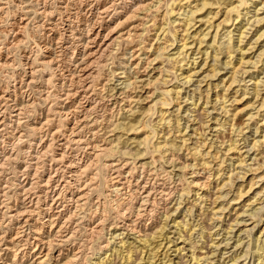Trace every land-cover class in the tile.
<instances>
[{"label": "bare ground", "instance_id": "1", "mask_svg": "<svg viewBox=\"0 0 264 264\" xmlns=\"http://www.w3.org/2000/svg\"><path fill=\"white\" fill-rule=\"evenodd\" d=\"M39 1L45 3L44 7L41 10V13L42 14L47 13L48 15L51 16V18H53L52 16H53V14H55L54 13L55 10L48 9V7H47V1L48 0H37L36 2L38 3ZM57 1H59V0H57ZM257 1L258 0H179V1L178 0H172L171 1L172 3L168 2V9L165 10V14L163 13L164 14V17H163L164 22H162L163 24L166 23V25H168V22L166 21L167 17H169V15L173 16L177 11L176 10L177 8L175 9V7H174L175 5H180L182 7V9L185 8L184 7L185 5L191 7L190 11L186 12L187 14L185 13L186 17L184 16V19H183L184 22L182 21L183 22L182 25L184 26V29L183 30L181 29L182 32H180V34L181 33L182 34L180 36L181 37L180 41H182L183 43H181L179 45L182 47L181 48L179 47L178 48L179 51L177 52L178 54L173 55V57H172L175 59V64L177 63V65H174L171 69H165V67L162 68L163 65H162V67H161V65L156 66L152 70L157 69L156 71H159L158 77L156 76V77H154V79H152L153 77L149 78V76H148L149 79H147L145 77L147 79V80H145L140 75L142 73V71H140V69H139L141 66L140 65L141 61H142L141 59H140L141 61L136 62V64L135 65L133 64V66H128V64H130V63H126V64L124 63V65L121 66V69H123V71L119 72V73H122L120 76L121 78L119 80H121V79L123 80L120 83L124 84V86L118 90V91H120V93H118V91H117L115 94L113 93L112 95L114 97H116L117 93L120 94L118 96L121 100H119V98L117 99V97H116L115 98L116 99L115 105H118V107H119V109L117 108L118 114L121 115L122 111H125V114L122 118H119V119L116 118L115 120H113V119L109 118L108 123L105 125H103V123L101 125H99L100 123L98 121V117L91 118V117H93V116H91L92 113L96 111L98 104H99L98 103L99 101H94V99H95L94 98V94H95L94 77L96 75L95 74L96 70L94 69L93 66H95L97 63H100V62L102 64V60H103L104 55H106V52H108L112 48H114L115 45L117 43H119L120 41H123V40L133 41L134 38L139 37V35H141V33L138 34L139 29H141L140 26H141V24H144V23H138V24L131 25L130 29H128L126 31H121L118 35H115V33L118 30L119 26L122 25L124 22L128 23L130 21H133L134 19L136 20L138 18L137 16H138L139 12H142V13L150 12L151 9L154 6H156L157 3L162 2L161 0H152V1L149 0L148 2L141 0L138 4L136 2V4H137L136 6L133 5L134 8L130 7L129 9H127L126 7H122L123 9H121V10H119V8L116 5H114L113 1H112L113 4L111 2H109V3H111L110 6H109V4L107 6L105 3L102 4V3L96 2L92 6L90 5L92 7L93 11L91 12V17L88 15L89 16L88 18L86 16L80 15V13L83 12L82 8H81L82 5L80 7L79 6L77 7V8H80V11H76L74 13H73V11L72 12L67 11L68 9H65L64 11H63V9H60L61 17H59V19H58L59 22L58 21L49 22L51 24V26L46 28V29H50V31L52 32L51 35H53V37L51 36L49 41L43 40V42H44L43 46L40 44H37V47L39 46V48H41V49H44V47H45L47 54H48L47 56H45L46 58L43 60H40L41 62H39L40 64H38V66L39 65L42 66L41 69L37 70L36 65H35L39 61L40 57L34 59V61L32 60L33 61L32 64L29 62L24 63V66H26V68H28V67L31 68V71H28L29 69L25 70L26 69L25 68L20 73L21 75H18V78H20V80H19L20 85L18 86L19 83L15 84V86H14L15 89H12V90H10V88L6 87L5 91H3V93L0 94V136L4 135V133L5 134L11 133V135L13 136L14 130H17L18 133L21 132V136L24 135L23 130H24V132H25V130H30V131L32 130L33 132L35 131V133L36 132L41 133L43 131L45 132L46 130L49 129V127H47V126L50 123V116H47L46 120H42L41 117L39 118V116H42V113H41V115H38V111H39L37 109V104H39V103H37L38 100H37V98H34V96L32 95L33 93H30V95L28 93L30 91L33 92V89L37 86L36 84L39 83V80L37 79V76H36L37 71H39V70H45L46 71L49 69H50V71H55L56 69H57L56 71H58V70L62 71L63 70L64 72L62 73L61 77H63V75L67 73L64 76L63 84L66 85V82H67L66 80L68 79V81H70L69 88L67 91H65V92L63 91V93L60 91V93H57L55 97H57L59 105L61 103H63L62 109H65L70 104H71V107L69 108V110L66 113L62 112L63 110L57 111V113H60L63 116L65 115L66 116L65 118H67V119H73L74 125H72L71 128H68L67 127L68 125L66 126L69 129L70 134H66L64 132V129L62 130L60 128L53 130L52 135L54 136L55 139H57L56 137L59 135H64V138H62L61 142L59 143L60 146L58 148L61 150V152H59V153L55 152L56 148L54 147V143H50V142H49V144H47L48 147L44 151H43V149H41V151L45 154H48L47 152H49V151H53L52 154H54V152H55L54 156L53 155L52 156L54 157L55 160H57V162L60 161L62 163L67 161L66 157H67V155H69V154L66 155L65 149L72 147V145H76V147L78 149L82 148L86 152L88 151V149L101 150L97 154L93 153L95 155V158L94 159L92 158L93 160H91V159L89 160L90 162H88V163H90V165H92V163H94L95 160L98 159V156H100V154L103 152L105 153V155L107 157L110 156L111 158L113 157L112 155L120 153L122 156H124V161L126 160L125 157L129 158V160L127 159L128 161H130V158L134 159V160L132 159L133 162H128L127 160H126V162H123V159L121 162V161H119V160H121V158L119 160H117L119 162H117L115 160H114V162L109 161V163L104 161L103 165H104V168L107 167L110 170L111 169L113 170L112 177H111V179H109V181H112L111 182L112 185H110V184L108 185V186H111L110 189L112 191H115L118 193V192H122V191H119L121 189L129 190L128 192H130L132 195H136L139 199V202H141L140 205L138 206V208H137V206L134 208L131 207L132 209H129V208L124 209L123 208L120 212V214H121L120 219H118L117 222L115 221L116 222L115 227L125 228L129 232L132 231L133 234L138 235L139 245L130 244V245L126 246L127 241L122 240L120 242H123L122 244L125 247H123V248H121V247L118 248V246L113 247L114 254L113 253L109 254V253L104 251L105 252L104 255L103 256L101 255L99 257L100 260L96 264H116L115 263L116 258L113 259V256H112V255H114V257H115L116 254H119V257H120L119 260H122V261H120L122 264H171L172 262H174V264H185V263L186 264H205V262H209V261H210L209 263H212V260L214 259L212 257V255H216L215 252L214 253L211 252L212 253L211 254L210 251L206 249L208 247V245L199 247V246H197V243L199 241H203L205 243L212 242V240H209V239L210 238L212 239V237H213L211 229L214 228L213 227L214 225H212L209 220L214 221V219H216L217 221H220V222L225 221L224 220V217H225L224 213H225L226 209H228V208H226V206L223 204L220 207H218V209H217L216 208L217 206L215 207V205L218 202L217 199H220L223 196L222 190L228 185H232V187H233L234 183H235L233 176H232L234 173L232 175L229 174V176L227 175V177L226 176L224 177V174L226 173V172L224 173V170H225L224 163H226L225 159H227L226 156H229L230 153L235 151V152L239 153L238 158L241 160L240 162L242 164H245L244 162H245L246 158L243 157L244 153L242 154V151H241L242 149L239 150V147H238L239 145L236 144L238 139H235L234 142L229 143V148L225 152H223L224 149L222 150L223 147L221 145V142L219 145L218 133H217V137L215 139L213 137L211 139H210V137H208L207 129H209V128L212 129V124H210V121L212 119L210 118L209 109H207V107H204V108L202 107L203 108L202 111H198L200 109L191 110L192 109L191 107H189L187 109L189 112L190 111L192 113L194 112V114L192 116L193 119L190 117V120L192 119V121H193V126H194V124L195 125L199 124V125L196 127L195 126L192 127L190 129V131H192L191 133L187 132L188 128L190 127V125L189 126L187 125V130L185 131L184 134H182V132H183V129L181 127V120L182 119L178 116V114H180V111L182 108V105H181V100H182L181 90L182 89L180 90L179 88L176 89L174 87L170 88V87L166 86V89H163V90L160 89L162 91L161 95H163V98L159 97V99H158V97H157V100H155L156 97L155 98L153 97L155 92L150 94L151 90L147 91L149 88L146 90V87H148L151 84L154 85V83L156 84L157 81L162 80L161 82H164L163 81L165 79L164 77H168V76L163 75L164 72H169V74H170V71H172L174 69H175V71H177L176 68L179 70H183L185 62L188 65L187 59H190V56L192 55V53H197V51H198V53L201 54L202 52H204V54H206V57H205L206 62L204 61V64H205V66L206 65L211 66L210 67L211 68L210 74H212V77L213 76L217 77V75L222 70L221 68L223 66H225V65H228V67L230 66L231 71H229V72L231 74L229 75L230 78L228 80V82L229 81L230 82L227 85L224 84V82L226 81L225 79H227V77L225 76L226 78L223 77L221 79V81L217 82L216 84H213L212 81L209 82L208 87L205 89L203 88L204 90L201 88V86H198L193 91V95L191 97L192 101H193V105L198 104L197 100H199L201 102L203 100L202 104L205 103L204 105H209L211 102H213L214 105L212 104V106L214 109L217 110L218 105L220 104L219 105V106H221L220 111L222 110L223 114L226 117H224L225 119L223 122H221V120H219V118H217L216 122H215L216 125L213 122V124H214L213 128L216 126L215 131H219V133H220L222 131L221 129L223 127L225 128L226 124H229L232 126L233 132H237L238 133V134L236 133L237 135L241 134V132H243V130H244L243 126L246 125L247 123L246 124L245 123L240 124V123L236 122V120H237L236 118L238 117L237 115H239V113L241 111H244L246 109H251L253 106L255 108V105L259 104V103H256L259 101V99H262V102L259 101L261 104V107H258L259 109H257L258 112L255 114V117H256V115H259L261 113L260 110H262L264 108V97L261 96V92H262L261 88L262 87L260 88L261 85H264V81H261L264 78L259 80V81L254 82L255 87H253L254 89H253L252 94H251V96L253 95L252 98L246 100V102H247L246 106H244L242 108H239V106H237L234 109L235 112H232V110H231L233 108L232 103L230 102L231 104L230 103L228 104L227 102H229L230 100H232L233 103H235L237 101L238 102L242 101L243 99H245V96H247L246 94L249 93L248 91H250V89L244 90V93L242 92V94H241V95H243L244 98L239 99L237 96L240 95L239 89H241V88H238L235 91V96L234 97L232 96L233 99H230V98H228V95H225V91H224V95L220 94L218 88L221 87L220 86L221 84L222 85L224 84V86H227L226 88L224 87L226 92H229L230 89L233 90L235 88L236 82L238 84V82H240V81L242 82V80L245 81V78H243V79L239 78V76L243 77V73H244V71H243L244 69L241 70L240 65H239L240 64L239 61L240 60L242 61V56L235 63L234 58H233V53L238 51V50H240V53H242V50H244L241 43L244 41V38L246 37L244 32H246L247 28L245 29V31L242 30L244 27V24L241 27H239V30L241 31V35L239 37L238 43H234L235 41L232 42L233 41V35H231V34L233 31H232V29L231 30L227 29L223 34L225 35L224 37H228V40L223 41L221 44H219L218 47H219V49H222V50H221V52H219V50L216 51V53H214V55H213L214 56L213 58L211 57L210 52L207 49L208 47L206 49L203 48V49H205V51H203L201 47L203 46V43H206L205 41H206L207 37L209 36L211 29L214 28L213 19L218 15V12H219V11H217V12L214 11L215 8H213V6L219 4L218 5L219 8H220V6L224 7L223 8L224 12L222 13V15H224V17L219 23H217V30H216V33H215L214 38H213L214 42H215V41H217L216 39H217V36L219 35L220 28L223 25L222 23H224L225 25H228L232 20H235V19H232L233 16L230 17L231 13L237 14V20H238V18L243 14L240 7L241 8L243 7L247 10V8L249 9V7L251 6V4H252L251 2L256 3ZM236 2H238V3L235 4ZM75 4H77V3H75ZM160 4H157V6ZM162 4H163V2H162ZM157 6H156V8H157L156 10H158V12H156V13H160L159 12L160 9H158L159 7H157ZM186 8H188V7H186ZM3 10L0 7V12L3 13ZM27 10H25V11L27 12ZM35 10H37V12L40 11L38 9H35ZM203 10H205V11L203 12ZM216 10H218V9H216ZM85 12H86V10H85ZM87 12H88V10H87ZM112 12H113V14H112ZM179 12H180V10H179ZM119 13H126V16H125L126 18L124 20L122 19L123 21H119V23L116 22V25L112 27V25H110L109 23L115 17H117V15H119ZM228 13H229V15H228ZM178 14L179 13H176V15H178ZM245 14L247 15V14H249V12L246 11ZM27 15L28 14H25L24 16H22V18H21V20H19V22L16 21V22H13L12 24L10 23V25L12 26L11 30L17 29L15 31L16 32L15 39L13 40V41H15V43H22V40L23 41L26 40L25 38H24L25 40L22 39L21 35H23L25 30H27V28L30 25L29 23L31 21H28L23 25L20 23L25 22L27 19L28 20L31 19L30 16H27ZM82 15H83V13H82ZM157 16L158 15H155L153 17V19H155ZM139 17H140V15H139ZM49 18L47 19V21L49 20ZM153 19H152V21H155ZM52 21H54V20H52ZM198 22H201L203 25H206V26H204V28H201L202 27L201 26L202 24H201V25L196 27ZM259 22H260V20H259ZM0 23H1V19H0ZM60 24H62V26H63L62 30L59 27ZM163 24L160 27L158 26L157 30L159 28H160V30L156 32V37L158 39H161L160 37L162 35L163 36L165 35V37L162 39L163 40L166 39V40L163 41L161 39L162 42L161 43L159 42L160 45L158 44L159 46L156 47L155 51L152 52V55L154 53L156 54V55H154V57H152V59H151V55H148V56L145 55V58H147L145 60V63L148 64L147 67L144 66L145 71L148 69L149 66H151V64L153 65L154 63H156L157 59L158 60L159 59L160 60L165 59V58L162 59L161 57H164L163 55L166 56L165 53H167L168 50H170V49H168V47H169L168 43L172 44V41L168 42V41H170L169 40L170 37H169V39L167 38L168 35H171L172 37H174V42L176 40H178L177 36L179 34L176 35V33H175L176 30L173 31L170 28H167V26L165 28V26ZM233 24H234V21H233L232 25ZM41 25L43 26L42 22H41ZM182 25H181V27H182ZM194 27H196V28L194 29V31L191 32V29ZM42 28H44V26ZM155 28H156V26H155ZM223 28H225V27H223ZM102 29H108V32L106 34H104V38H103L104 41H101V43L98 44L99 37L102 36V34H103ZM2 30L7 31L6 28H5V30H4V28ZM3 31H2V33H3ZM137 31H138V33H137ZM8 32L7 33L5 32V34H8ZM86 33H87V36H86ZM258 33H261V32H258ZM262 36H264V32H263V34H259V36H257V39H255L256 40L255 43H257L258 39H260ZM0 38H1V36H0ZM190 38H192L193 40ZM109 39H111V41H109L107 43V41ZM155 40H157V39H155ZM189 40H192L191 41L192 44L190 43ZM174 42H173V44H175ZM197 42H199V47H198V49H196L197 51L194 52L195 51L194 50V47H195L194 44H196ZM96 43H97L98 47L95 49L94 45ZM133 43H134V41H133ZM153 44L150 46L152 47ZM207 44H209V43H207ZM212 44L213 43H211V45ZM248 44H249V49H252L256 46V44L253 45V42H248ZM3 45H5V44H3ZM3 45L0 44V54L3 53V47H4ZM54 45H57L58 48H60V53H67L68 51L74 49V52H73L74 55L82 54L81 61L76 65L77 68L75 66L73 67L72 66L73 64L71 65V67L68 65L69 63L67 65H65V62L63 61L65 58L63 60H60L59 59L60 57L58 58V55H57L58 53L56 54L54 51ZM134 46L135 47L132 50V52H133L132 58H130L132 60L138 59L141 57L140 53H138V52H141V48L136 46V45H134ZM170 46H172V45H170ZM151 47H148V48H151ZM261 47H264V45ZM191 49H192V51L189 52ZM8 50H9V48H8ZM223 50H225V51L223 52ZM111 51H113V50H111ZM150 51H151V49L146 48L145 51L144 52L142 51V52L144 55V54H148L147 52H150ZM169 53H170V51H169ZM220 53L226 57V59L223 63H222L221 58H220V56H221ZM174 54H176V53H174ZM260 54H261L260 56L264 55V49L261 50ZM7 56L8 55H6V59L4 58L5 59L4 61H2V62L0 61L1 68L2 67L8 68L12 64L9 61L10 58H8ZM167 56H169V55H167ZM171 56H169V57H171ZM169 57H167L168 60H169ZM194 57H195V55H194ZM210 57H211V60L209 59ZM19 58L21 59V57H19ZM195 58L193 60L197 59V58L196 59ZM14 60H15V58H14ZM27 60H29V59H27ZM70 60H72V59H70ZM191 60H192V57H191ZM212 60L214 61L212 64L208 62V61H212ZM22 61H23V59L21 61H18L19 63H21L20 66H22V64H23ZM171 62H173V61H171ZM162 63L164 64L163 61H162ZM159 64H161V63H159ZM189 64H191V61ZM219 65H221V66H219ZM11 66H13V65H11ZM20 66L14 65L15 68H18ZM132 67H134V70H132ZM65 71H67V72H65ZM116 71H118V70H116ZM175 71H174V73H175ZM190 71H192V67H191V69L189 68V70L187 72H190ZM13 72H14L13 76L16 75V77H14V79L16 81L17 80V74L15 71H13ZM133 72H134V74H132ZM177 73H178V71H177ZM196 73L194 71V72H191V74L186 75L185 72H181V75L184 79H186V83L189 82V84H190L193 76ZM206 73L208 74L209 72L207 71ZM241 73H242V75H240ZM23 74H24V76H23ZM157 74H158V72H157ZM51 75L47 79L44 78L43 79L44 81H41V82L42 83L44 82L48 85L52 84L53 83V77ZM134 75H136V76H134ZM152 75H154V74H152ZM174 75H176V73ZM181 75H179V76H181ZM177 76H178V74H177ZM24 77H27V78L25 79ZM140 77L143 79H140ZM108 80H109L108 81V83H109L112 79H108ZM201 80H203V78ZM140 82H141V84H139ZM163 84H165V82ZM24 85H26V88ZM140 87H143V88L140 89ZM150 87H153V86L151 85ZM144 88H145V92H148L147 95L146 94H145L146 96H144V94L139 95V89L143 90ZM106 89H107V87H106ZM116 89H117V86L112 85L110 87L109 91L115 92ZM157 89H158V85H157ZM42 91L44 92L45 89ZM137 91H138V93H136V95H133V93L137 92ZM196 93L197 94L199 93L198 98L196 97L197 96ZM172 94H175L176 96L173 97ZM227 94H229V93H227ZM212 95H216L215 100H213L214 98L212 99ZM25 96L30 97V99L27 98L28 99L27 100L26 98H24ZM143 96H144V98H143ZM168 96H169V98H168ZM170 96H171V98H170ZM151 97L154 98L151 100V102L154 100H155V102H152V104L151 103L149 104L148 101H150V100H148V99H151ZM48 99H49V94L45 97L44 100L48 101ZM253 99H255V101H253ZM110 100H111V98H110ZM146 100H147L146 104L148 103L149 106H146V105L143 106L142 105V103L145 102ZM175 100L177 101V106H178V113L176 115L177 117H176V121H175L176 125L172 124V122H173L172 118H168L171 115V114H169V108H170L171 104H173V101H175ZM126 101L129 104L128 107L123 106V104L126 103ZM134 102H136V104H139V106L138 105H137L138 107L134 106V104H133ZM191 104H192V102H191ZM59 105H57V106H59ZM159 105H160V108L158 109L159 120L156 121L155 123L154 122L148 123L149 121L144 122L143 118L145 116H147L148 114L154 113L153 112L154 106H155V108H157L156 106H159ZM228 107H230V108H228ZM105 109H107V108H105ZM155 112L157 113L156 109H155ZM230 115H231V117H230ZM253 115L254 114H252L250 112L248 115L249 118L247 117L246 119H248V120L252 119ZM69 116L71 118H69ZM113 116H115V115L113 114ZM152 116H153V114H152ZM32 117H33V121H35V122L30 123L29 120H31ZM149 117H151V115ZM146 119H148V118H146ZM146 119H145V121H146ZM229 121H232V122L229 123ZM259 122H263L261 124V126H263V129H262L263 135H262V138L258 137L259 139H256L253 141L255 143H253L254 145L252 144L253 145L252 148L255 149L257 146H259L260 152H259V150L257 152H259V155L261 154V158L257 154L258 156L257 157L255 156V158H254V160H255L254 164L250 165L249 168L247 167L249 165L245 164V165H247L246 169L250 172L249 175L247 174L248 173L247 171H244L241 173V170H243L242 168L244 165H240V166H242V168L238 172L239 173L238 177L240 179H242V182L238 184V187L236 186V193L233 195L234 197L231 199L232 200L231 204L233 203L234 205H236L235 206L236 208L234 207L236 210L238 209V207H237L238 204H242L241 208H239V209H243L244 213L247 212L248 209L246 207H247V205H249L246 203V201H250L253 197L256 199V197L258 198V196H260L264 192V184H262L260 189H258V191L255 193V195L253 197L246 199V197L248 195H251L249 193H253L254 191H256L255 189H256V186L258 185L259 181L264 180V116L262 118V121H258L257 124ZM164 126H165V128L163 129ZM217 126H220V127H217ZM10 127L13 128L11 131H10ZM166 127L168 130H166ZM260 127L258 126L257 130H256L258 134H259ZM164 131H165V133L162 134V132H164ZM32 134H34V133H32ZM88 134H90V137L88 136ZM102 134H106V136L104 137V136H102ZM111 135L112 136L115 135L116 137L111 139L109 137ZM187 135H189V136L187 137ZM87 136L89 137L88 139L85 138ZM197 136H199L198 139L201 138V140H200L201 142L198 144L199 141L196 140V142L194 141L195 142L194 144H190L191 143L190 140L192 138L194 139ZM19 137H20V134H19ZM108 137L111 140L110 139L108 140ZM42 139L43 138L41 137V140ZM42 141H43V143H41ZM42 141L40 142L41 144H39V145L41 147L43 146V148H44L45 146L43 144H44L45 140H42ZM97 141H102L104 144H106V143L111 144V147L110 146H109V148L108 147H102L104 145H100ZM133 143H134L135 147L130 148L129 146H131V144H133ZM120 145H122V146L127 145V146H125L126 147L125 149H122V148L120 149ZM74 150H75V148H74ZM237 150H239V151H237ZM76 151H78V150L76 149ZM156 152H158L157 154L160 155L159 161H158V159L156 160V157L154 155H152L151 161H149L150 160V158H149V160H148L149 162L148 161L141 162L140 166L142 169V171H141L142 174L140 175V178H136V176L138 177V175H139V172H138V175H135L137 173V170L139 169V166L137 165L136 159H139L140 157H145V156L147 157V155L149 153L154 154ZM38 155H40V154H38ZM84 155H85V153H84ZM70 157H73V156H70ZM5 158H6V160H8L10 158V156L8 155ZM88 158H89V156L87 157V160H88ZM70 159L71 158L68 159L69 162H67V165H66V167H68V169H69L67 181H61V180L59 181V178H58V181H56L58 175L55 173L56 172L55 171L54 172L55 174L54 173L50 174L44 181H33L31 183V185H28L29 184L28 180L30 178V174L25 173L26 176H25L24 181H23L24 183L21 182L19 184L20 188L23 191V193L20 195L21 197L16 196L17 198L15 199V204H11V205L6 206L8 209V212H9L8 215L10 217V220L16 221V223L14 225H16V224H18V225L15 227L16 228V232H15L16 234L12 238L8 237L9 240H6V236H5L6 234L2 235L0 233L1 234V236H0V251H1L0 252V261H2V260L4 261V259H5L4 256H6L10 253H13V252L15 253V258H16V256L18 257V254L21 251V250H19V248L21 247V245H23L22 242L24 241V244L29 245L32 248H33V243H35V248H33L32 252L36 251L37 249L41 250L39 252V254L36 256V262L34 264H45V263L49 264V262H52V261H53L52 263L55 262V264H74V263H78V260H80V259L84 260L83 263H88L89 259H88V257H86V258L83 257L82 250L77 249L78 250L77 252H74L72 255H70L69 253H65L64 248H63L67 245V243L70 241V239L73 238L72 236L76 235V234L72 235L73 232L71 233V222L77 217H78L77 219H82V220L88 219L87 214L83 213L84 215L79 216L80 215L79 211H82L83 208L86 205H88L89 200L92 198V197L90 198V196L92 193L91 187L93 186V181H88V182L84 181L85 185L83 186L82 181H73V180L71 181V180H69V179H74V178L78 177V174H77L78 173V167L81 166L79 163L80 161L75 162V160H74L75 158H73L72 160H70ZM82 159H84V158H82ZM182 159H184V160L182 161ZM1 161H0V169H2V167L5 165L4 163L6 162V161L5 162L4 161L1 162ZM96 162H98V161H96ZM139 163L140 162H138V164ZM167 164L172 165V168H174V170H175V168H178L176 166L179 165L180 168H178V169L180 170V172L179 173L175 172V174H171L170 170H168L166 168ZM87 165H89V164H87ZM103 165L101 164V166H103ZM130 165H132V166H130ZM150 165H152V167H154V168L151 167V169H146V167H148ZM94 166H95V163H94ZM101 166L100 167L98 166V167L101 168ZM85 167L87 168L88 166H85ZM85 167L83 166L82 168L84 169ZM128 167L130 168L129 170H127ZM62 169H64V167H62ZM244 169H245V167H244ZM159 170H161V173H159ZM171 170H173V169H171ZM126 171H127V175H125ZM151 171H153V172H151ZM145 173H147V174H145ZM162 174H165L168 177L167 179H170V180L176 182L175 186H174V190H173V193H174L173 198H175L178 195L179 199H177V200H179V201L176 202L177 207L175 208V211H178V209L181 207V205H183V203L186 201L187 197H193L194 199H192V198L187 199L188 202H187L186 206L188 204H191V205H188L186 213L189 212L191 216L193 215L192 217H195V216L199 217V219H197V220L195 219V223H197V224L193 223L192 225H190V223L188 224L187 222L186 223L184 222V224H183V223H181L182 221H176V218H172L173 221L175 222L174 224H177L176 228H178L177 234L179 236L178 237L176 236V238H171V235L169 234L170 235L169 236L168 232H165L166 228H168L167 226L169 225V219L171 217V214H169L170 211L168 210L166 205L164 206V209H163L164 210L163 214H165V218H164L165 220L164 221H161V220L160 221L159 220L154 221L153 222L154 224L149 228L147 227V224L149 225V223H151L150 221L147 222L146 224H143V225L141 224V222L143 220H146V217L149 216V214L153 212L152 211L153 207L155 206V204L158 201V195L163 194L166 191L165 189H161L162 188L161 183H160V186H157V182L160 180L159 178ZM188 174H190V175H188ZM147 175H150V176H147ZM151 175H153V177H151ZM1 176L2 175H1V171H0V178H2ZM95 176H97V175H95ZM175 176L178 177L177 180H175ZM142 177H143V179L140 182V179ZM61 178H64V177H61ZM133 179L137 180L135 184L133 183L134 182ZM214 179H216V180H214ZM219 179H220V181H219ZM162 180H164L163 177H162ZM212 181L214 183L217 182L218 189H216V190L219 191L220 193H222V195H220V193H219V195H217L214 200H213L212 195H211ZM38 183H40V184L42 183V185L39 184L37 186ZM221 183H223V184H221ZM162 184H163V187H165L166 183L164 182ZM102 186H101V188H102ZM134 186H136L135 189H134ZM96 187H97V185H96ZM170 187H171V185H170ZM232 187H231V189H232ZM35 188H39V189H38V192H35L36 195L33 198L32 197V191ZM98 190H97V192H98ZM201 190H203V191H201ZM1 191L2 190L0 189V194L2 193ZM67 192H69L71 194V196H68L69 199L67 198V195H66ZM107 195H106V198H108V196H110V195H108V196ZM119 196H121V195H119ZM50 197L51 198L53 197V200H52L53 202H51L50 203L51 205L47 208V209H49V211L47 210L49 212L48 216L46 217L47 219L44 222H41V224L43 226H39L36 228L35 227L36 225H34L32 222V220H34L35 214L37 213L36 208L33 207V204H34L33 200H35V198H36V199H40V201L41 200L46 201ZM12 198H13V196H12ZM103 198H105V197H103ZM97 199H99V198H97ZM209 200L211 201V205H209V207H206L207 201H209ZM69 201H71V202H69ZM114 201L116 202V200H114ZM253 202H254V200H253ZM253 202H251V204ZM99 203H100V201L98 200L97 201L98 206L96 209L94 207V209L96 210L95 211L96 214H98L100 212L101 220L99 222H97V224L94 227H92V230L95 229L96 231L97 230H99V231L103 230L104 231V229H106L105 221L107 219H106V216L103 214V212L99 211L100 209H102V203L103 202L100 203L101 205ZM72 204H73V206L71 207ZM212 204H214V207L212 209H210L211 208L210 206H212ZM104 206H107V205H104ZM3 207H4V205H3ZM40 207L41 206L38 207L39 210H40ZM229 207H230V205H229ZM42 208H43V206H42ZM43 209H45V208H43ZM120 209H121V207H120ZM199 209H200V212L198 211L199 212L198 214H194V212H195L194 210H199ZM256 210H257V208H256ZM0 212H2V211H0ZM82 212H85V211H82ZM172 212H173V210H172ZM239 212L240 211H238L236 213V214H238L237 217L230 224H228L227 228L225 227L227 233H229L230 231L233 232V228H235V227H233V225H234L233 223L240 222V221H238V217L242 213L239 214ZM95 213H94V215H95ZM37 214H39V213H37ZM41 214H42V212H41ZM132 215L136 216L135 220H132V218H131ZM252 215L254 216L253 218H255L257 216L256 212H253ZM216 216H218V217H216ZM250 216H251V214H250ZM126 217H128L130 222H125V220H122V218H126ZM214 217H216V218H214ZM62 218L65 219V220H62L64 222H61ZM0 219H2V218H0ZM186 219H188V218H186ZM261 219L262 218L260 217V220ZM6 220H9V218ZM138 220H139V222H138ZM5 221L2 220L0 222H5ZM41 221H42V219H41ZM196 221H198V222H196ZM208 221L211 225L208 224ZM78 222H80V221L78 220ZM119 222H122L123 225L122 224L120 225ZM161 222H164V223H161ZM191 222H193V221H191ZM258 222H260V221H258ZM45 223H48V227H50L49 230H47L45 228V226H46ZM140 224L142 225V227L138 229L136 225L140 226ZM156 224H157V226L155 228L154 226ZM2 225H4V224L2 223ZM188 225H190L189 229H188ZM0 226H1V224H0ZM1 227H0V231H2ZM78 227H79V225H78ZM44 228L46 231L42 232ZM98 228H100V229H98ZM5 231H7V230H5ZM74 231H76V230H74ZM117 233L118 232H115L114 234L117 235ZM122 233H124V232L119 233L120 236ZM101 234H103V232ZM128 234H130V233H128ZM195 234H199V235H197L198 237L200 236L199 240L195 239ZM116 235H113V236H116ZM186 236H188V237H186ZM206 237H208L207 241H206ZM181 238H184V240L180 241V242H183L184 244H188L187 241H190L189 242L190 243L189 252H191V253L189 255L190 256L189 260H187L185 263H183L182 261L184 260L185 257H188V255L185 256L184 254H186V253H182V252L187 248L184 245H179L178 241ZM259 238H257V243L259 242L258 241ZM228 239H231V238H228ZM3 242H5L4 244H6L5 248H3L1 246ZM213 242H214V240H213ZM109 244H111V243L108 242L102 248L111 247V246H109ZM171 244L173 245V247H175V248H173L174 251L176 252L175 254H177V256L175 258L171 257V255H172V252H170L172 250ZM229 244H230V241H228L226 245L228 246ZM241 244H243V243L242 242L239 243L238 246ZM250 244L248 245L249 248L251 247ZM201 245H203V244L201 243ZM220 245H221V243H219L218 246H220ZM56 246L61 247V249L59 248L60 249L59 254L55 259L54 255L52 256V250H54V248ZM24 248L23 249L20 248V249L23 250L22 252H24V256H26L28 253L26 250H24ZM257 248L258 249L255 252L256 255L258 256L257 259L259 261V263L257 262V264H264V244H263V246H260ZM247 250H249V249H246V252L243 253L244 254L243 256H239L237 254H234L235 256H233V258L231 259L232 264H250V262L247 263V259L249 258ZM250 251L251 250H249L248 252H250ZM108 252H109V250H108ZM241 252H243V251H241ZM230 256H232V255H230ZM59 257H61V258H59ZM111 257H112V259H111ZM53 258H54V260H53ZM176 258H178L179 261L176 262L175 261ZM211 258H212V260H211ZM240 260H241V262H239ZM223 263H224V261L221 262L220 264H223ZM3 264H6V262H3Z\"/></svg>", "mask_w": 264, "mask_h": 264}, {"label": "rangeland", "instance_id": "2", "mask_svg": "<svg viewBox=\"0 0 264 264\" xmlns=\"http://www.w3.org/2000/svg\"><path fill=\"white\" fill-rule=\"evenodd\" d=\"M37 0H0V7L2 8V10H3V13L2 12H0V19H1V23H0V36H1V38H0V44H5V45H3L4 47H3V53L2 54H0V61L2 62V61H4L5 59H6V55H8L7 57L8 58H10V62L12 63L11 65H13V66H9L8 68L7 67H2L1 68V66H0V94L1 93H3V91H5V89H6V87H8V88H10V90H12V89H15L14 88V86H15V84H17V83H19V80H20V78H18V75H21L20 73L26 68V66H24V63H27V62H29V63H31L32 64V62L34 61V59H36V58H38V57H40V59H39V61L35 64L36 65V69L38 70V69H41V67L42 66H38V64H40L39 62H41L40 60H43V59H45L46 57L45 56H47L48 54H47V51H46V49H45V47H44V49H41V48H39V46L37 47V44H40V45H44V42H43V40H47V41H49L50 40V37L52 36L53 37V35H51L52 34V32L50 31V29H46V28H48V27H50L51 26V24L49 23V22H56V21H58L59 22V17H61V14H60V9H63V11L65 10V9H68L67 11H70V12H72L73 11V13L74 12H76V11H80V8H77L78 6L80 7L81 5L83 6H81V8H82V11L83 12H81L80 13V15L81 16H86L87 18L90 16L91 17V12L93 11V9H92V5L93 4H95L96 2H98V3H102V4H106L107 6H108V4H109V6H110V4L112 3V1H113V3H114V5H116L118 8H119V10H121V9H123L122 7H126L127 9H129L130 7H132V8H134V6H136L140 1L139 0H59V1H57V0H48L47 1V7H48V9H50V10H55V14H53V18H51V16L50 15H48L47 13H41V10H42V8L44 7V5H45V3H43V2H41V1H39L38 3L36 2ZM56 1V2H55ZM76 1V2H75ZM79 3H78V2ZM82 1V2H81ZM95 1V2H94ZM103 1V2H102ZM119 1V2H118ZM121 1V2H120ZM139 1V2H138ZM142 1H149V0H142ZM152 1V0H151ZM162 2H163V4H162V2H160V3H157V4H160V5H158L157 6V4H156V6L157 7H159L158 9H160V13H156V12H158V10H156L157 8H156V6H154L152 9H151V11L150 12H147V13H142V12H139L138 13V18L135 20H133V21H130V22H128V23H123L122 25H120L119 26V28H118V30L116 31V33H115V35H118L121 31H126V30H128V29H130L131 28V25H134V24H138V23H144V24H141V26H140V28L141 29H139V33H138V31H137V33L138 34H140L141 33V35H139V37H136V38H134V43H133V41H129V40H123V41H120L119 43H117L116 45H115V47L114 48H112L111 50H113V51H108V52H106V55H104V57H103V60H102V64H101V62L100 63H97L95 66H93L94 67V69L96 70V75H95V77H94V88H95V94H94V98L96 99H94V101H99L98 103V107H97V109H96V111L95 112H93L92 113V115L91 116H93V117H91V118H94V117H98V121H99V125H101L102 123H103V125H105V124H107L108 123V119L109 118H111V119H113V120H115L116 118H122L123 116H124V114H125V111H122V113H121V115L120 114H118L117 112V108L119 109V107H118V105H115V101H116V97H117V99L119 98V96L118 95H120V94H118V93H120V91H118L120 88H122L123 86H124V84H122V83H120L121 81H123L122 79L121 80H119L121 77V74L122 73H119V72H121V71H123V69H121V66L122 65H124V63L126 64V63H130V64H128V66H133V64L135 65L136 64V62H139V61H141V66H140V71H142V73L140 74L141 75V77H143L145 80H147V79H149V78H152V79H154V77H158V75H159V71H156V70H152L154 67H156V66H160L161 65V67H162V65H163V67L162 68H164L165 67V69H171L174 65H177V63L175 64V59L174 58H172L173 57V55H177L178 53V51H179V47L181 48L182 46H179L181 43H183L182 41H180V39H181V34H180V32H182L181 31V29L183 30L184 29V26L182 25V23L184 22L183 21V19H184V16L186 17V12H189L190 11V9H191V7L190 6H187V5H185L184 7L185 8H183L182 9V7L180 6V5H175L174 7H175V9L177 10L176 11V13H179L178 15H176V13L173 15V16H171V15H169V17H167V19H166V21L168 22V25H166V23H162V22H164L163 21V17H164V14H165V10H167L168 9V2L170 3L172 0H161ZM179 1V0H178ZM7 2V3H6ZM93 2V3H92ZM108 2V3H107ZM109 2H111V3H109ZM136 2H137V4H136ZM56 3V4H55ZM75 3H77V4H75ZM91 3V4H90ZM112 3V4H113ZM116 3V4H115ZM172 3V2H171ZM238 2H236L235 4H237ZM252 4H251V6L249 7V9L247 8V10L245 9V8H241L240 7V9H241V11L243 12V14L238 18V20H237V14H235V13H231V15H230V17H232V19H235V20H232L228 25H225L224 23H222L223 25H222V27L220 28V31H219V35L217 36V41H215L214 42V35H215V33H216V30H217V23H219L222 19H223V17H224V15H222V13L224 12V7H222V6H220V8H219V4H217V5H215V6H213V8H215L214 9V11H219L218 12V15L213 19V21H214V28H212L211 29V32H210V34H209V36L207 37V39H206V43H203V46L201 47L202 48V50L203 51H205V49L207 48L208 49V51L210 52V55H211V57L213 58L214 56V53H216V51H218L219 50V52H221V50L222 49H219V44H221L223 41H226V40H228V37H224L225 35L223 34L227 29H232V34L231 35H233V41L232 42H234V43H238V40H239V37H240V35H241V31L239 30V27H241L243 24H244V27H243V31H245V29H246V32H244L245 33V38H244V41L241 43L242 44V47H243V49L244 50H242V53H240V50H238V51H236V52H234L233 53V58H234V61H235V63L237 62V60L238 59H240L241 58V56H242V61L240 60L239 61V65H240V69L242 70V69H244L243 71H244V73H243V77H240L239 76V78H241V79H243V78H245V81H243L242 80V82L240 81V82H238V84H237V82L235 83V88L232 90V89H230V91L229 92H226V90H225V88L227 87V86H224V84L225 85H227L229 82H228V80H229V78H230V72L229 71H231V68H230V66L228 67V65H225V66H223L221 69V71H220V73L217 75V77H212V74H210L211 73V71H210V67L211 66H208V65H206L205 66V64H204V61H205V57H206V54H204V52H202L201 54H199L198 53V51L196 50V49H198V47H199V42H197L196 44H194V46L196 47H194V52H196L197 51V53H192V55L190 56V59H187V62H188V65L186 64V62H185V65H184V69L183 70H179V69H177L176 68V70L178 71V73H177V71H175V69L174 70H172V71H170V74H169V72H164L163 73V75L164 76H168V77H164L165 79L163 80L164 82H165V84H163L164 82H161V81H157L156 82V84L159 82H161L160 84L158 83L157 85H158V89H157V85L154 83V85L153 84H151L153 87H150L151 85H149L148 87H146V90L147 91H149V90H151V92H150V94L151 93H153V92H155V94H154V98H155V100H157V97H158V99H159V97L160 98H163V95H161V90L160 89H166V86L167 87H174V88H176V89H182L181 90V98H182V100H181V105H182V108H181V111H180V114H178V116L182 119L181 120V127H182V129H183V132H182V134H184L185 133V131L187 130V125L189 126L190 125V127L188 128V130H187V132L188 133H191L192 131H190V129L192 128V127H196V126H198L199 124H197V125H195L194 124V126H193V121H192V119H193V114H194V112L192 113L191 111L189 112L187 109L189 108V107H191L192 109L191 110H195V109H200V110H198V111H202L203 110V108L204 107H207V109H209V115H210V118L212 119L211 121H210V124H212V129H207V133H208V137H210V139L213 137L214 139L217 137V133H218V135H219V145H220V142H221V145H222V150H223V152H225L228 148H229V143H231V142H234L235 141V139H238L237 140V145H239L238 147H239V150H241L242 151V154H243V157H245L244 159H245V164H248L249 166H247V165H245V164H242L240 161V159L238 158L239 157V153H237V152H232V153H230L229 154V156H226V158L227 159H225L226 160V163H224V167H225V170H224V177L226 176L227 177V175L229 176V174L230 175H232L233 173V179H234V181H235V183H234V186L232 187V185H228V186H226L222 191H223V196H222V198H220V199H217L218 200V202L216 203V205H215V207L218 209V207H220L221 205H225L226 206V208H228V209H226V211H225V217H224V222H220V221H217L216 219H214V221L213 220H209L210 221V223L212 224V225H214L213 227V229H211V232H212V235H213V237H212V239L210 238L209 240H212V242H207V243H205V242H203V241H199L198 243H197V246H207L208 245V247L206 248L207 250H209L210 251V253L211 252H215V254L216 255H212V257L214 258L213 260H212V258H211V260H212V263H209V262H205V264H220L221 262H223L224 261V263L223 264H232V261H231V259L233 258V256H235L234 254H237V255H239V256H243L244 254L243 253H245L246 252V249H249V250H251L250 252H248L249 250H247V253H248V259H247V263H249L250 262V264H257V262L259 263V261H258V256L256 255V250L258 249L257 247H260V246H263V244H264V192L260 195V196H258V198L256 197V199L253 197L254 195H255V193L258 191V189H260V187L262 186V184H264V180H260L259 181V183H258V185L256 186V191H254L253 193H249V194H251V195H248L247 197H246V199H248V198H250V197H253L250 201L251 202H253V200H254V202L251 204V202L250 201H246V203L247 204H249V205H247V212L246 213H244L243 212V209H239V208H241V205L242 204H238V209L236 210L235 208V206L236 205H234L233 203L231 204V199L234 197L233 195L236 193V186L238 187V184L239 183H241L242 182V179H240L238 176V172L241 170V168H242V166H240V165H244L243 166V170H241V173L242 172H244V171H247L248 173V175L250 174V172L246 169L247 167L249 168L250 167V165H252V164H254V162H255V160H254V158H255V156L257 157L258 155H259V152H260V148H259V146H257L255 149H253L252 148V146L254 145L253 143H255V142H253L254 140H256V139H259V138H262V129H263V126H261V124L263 123V122H259L258 124H257V122L258 121H262V118H263V116H264V108L262 109V110H260V112L262 113H260L259 115H256V117H255V114L258 112V110L257 109H259L258 107H261V104H260V102H262V99H259V101L258 102H256V103H259L258 105L256 104L255 105V108H254V106L251 108V109H246V110H244V111H241L240 113H239V115H237L238 117L236 118L237 120H236V122H238V123H247L246 125H244L243 127H244V130H243V132H241V134H239V135H237L238 133L237 132H233V129H232V126L231 125H229V124H226V126H225V128L223 127L221 130V132L219 133V131H215V127L213 128V125L215 124V122H216V119L217 118H219V120H221V122H223L224 121V117H226L224 114H223V111L221 110L220 111V107L221 106H219L218 105V108H217V110L216 109H214L213 108V106H212V104L214 105V103L213 102H211L209 105H204V104H202L203 103V100H202V102L201 101H199V100H197L198 101V104L197 105H193V101H192V95H193V91L198 87V86H201V88L203 89H205V88H207L208 87V83L209 82H211L212 81V83L213 84H216L217 82H220L221 81V79L223 78V77H227V79H225L226 81V83L224 82V84L222 85H220L221 87H219L218 88V90H219V93L220 94H222V95H224V91H225V95H228V98H230V99H233V97L235 96V91H236V89H238V88H241V89H239V94L240 95H238L237 97L240 99V98H244L243 97V95H241L242 94V92L244 93V90H249L250 89V91H248L249 93H247L246 95L247 96H245V99H243L242 101H237V102H235V103H233L232 102V100H230L229 102H227L228 104L231 102L232 103V112H235L234 111V109L237 107V106H239V108H242V107H244V106H246L247 105V102H246V100L247 99H251L252 98V96H251V94H252V91H253V87H255L254 86V82H256V81H259V80H261V79H263L264 78V55L263 56H260L261 54H260V52H261V50L262 49H264V47H261V46H263L264 45V36H262L260 39H258V42L257 43H255V39H257V36H259V34H263V30H264V0H258L256 3H254V2H251ZM19 4V5H18ZM53 4V5H52ZM65 4V5H64ZM122 4V5H121ZM4 5V6H3ZM6 5V6H5ZM35 5V6H34ZM77 5V6H76ZM86 5V6H85ZM91 5V6H90ZM134 5V6H133ZM162 5V6H161ZM66 6V7H65ZM74 6V7H73ZM89 6V7H88ZM161 6V7H160ZM167 6V7H166ZM71 7V8H70ZM73 7V8H72ZM166 7V8H165ZM171 7V6H170ZM186 7H188V8H186ZM218 7V8H217ZM87 8V9H86ZM179 8V9H178ZM28 9V10H27ZM35 9H38V10H40L39 12H37V10H35ZM78 9V10H77ZM155 9V10H154ZM216 9H218V10H216ZM220 9V10H219ZM25 10H27V12L25 11ZM85 10H86V12H85ZM87 10H88V12H87ZM179 10H180V12H179ZM186 10V11H185ZM188 10V11H187ZM206 10V9H205ZM205 10H203V12L205 11ZM36 11V12H35ZM95 11V10H94ZM163 11V12H162ZM185 11V12H184ZM246 11H248L249 12V14H245V12ZM114 12V11H113ZM113 12H112V14H113ZM154 12V13H153ZM37 13V14H36ZM82 13H83V15H82ZM164 13V14H163ZM182 13V14H181ZM186 13V14H185ZM4 16H3V15ZM25 14H28L27 16H30V18L31 19H27L25 22H23V23H20V24H25L26 22H28V21H31L29 24V27L27 28V30H25V32H24V34L23 35H21L20 37L22 38V39H24L25 41H23L22 40V43H15V41H13L14 39H15V35H16V30L15 29H12L11 30V28H12V26L10 25V23L12 24L13 22H19V20H21V18H22V16H24ZM226 14V13H225ZM89 15V16H88ZM139 15H140V17H139ZM142 15V16H141ZM155 15H158L155 19H153V17L155 16ZM176 15V16H175ZM228 15H229V13H228ZM50 18H49V17ZM126 13H119V15H117V17H115L112 21H110V25H112V27L113 26H115L116 25V22L117 23H119V21H123L126 17ZM49 18V20L47 21V19ZM171 17V18H170ZM142 18V19H141ZM182 18V19H181ZM260 18V19H259ZM123 19V20H122ZM152 19L153 20H155V21H152ZM250 19V20H249ZM260 20V22H259V20ZM44 20V21H43ZM52 20H54V21H52ZM162 20V21H161ZM177 20V21H176ZM181 20V21H180ZM3 21V22H2ZM114 21V22H113ZM152 21V22H151ZM183 21V22H182ZM233 21H234V24L232 25V23H233ZM258 21V22H257ZM41 22H42V24H43V26H44V28H42L43 26L41 25ZM154 22V23H153ZM180 22V23H179ZM49 23V24H48ZM153 23V24H152ZM148 24V25H147ZM164 25L165 26V28H166V26H167V28H170L171 30H173V31H175V33H176V35H178L177 36V39L178 40H176L175 42H174V37H172L171 35H168L167 36V38L169 39V37H170V41H168V42H171L172 41V44L171 43H168L169 45V47H168V49H170V50H168V52L167 53H165L166 54V56L165 55H163L164 57H161L162 59L163 58H165L164 60H156L155 62L157 63H154L153 65L151 64V66H149L148 67V69L145 71V67H147V63H145V60L147 59V58H145V55L146 56H148V55H151V59H152V57H154V55H156L155 53L152 55V52L153 51H155V49H156V47H158L159 45H160V43L162 42V38H164L165 37V35L163 36H161L160 38L162 39H158L157 37H156V32L157 31H159L160 30V28L157 30V28H158V26L160 27L161 25ZM202 23L201 22H198L197 23V25H196V27L197 26H199V25H201ZM250 24V25H249ZM254 24V25H253ZM144 25V26H143ZM181 25H182V27H181ZM246 25V26H245ZM155 26H156V28H155ZM175 26V27H174ZM202 27L201 28H204V26H206V25H201ZM59 27H60V29L62 30V28H63V26H62V24H60L59 25ZM106 27V26H105ZM196 27H194V28H192L191 29V32L192 31H194V29L196 28ZM223 27H225V28H223ZM4 28V30H5V28H6V30L7 31H3L2 29ZM9 30H8V29ZM238 28V29H237ZM99 29V28H98ZM180 31H179V30ZM200 29V28H199ZM260 29V30H259ZM156 30V31H155ZM248 30V31H247ZM2 31H3V33H2ZM10 33H9V32ZM168 31V30H167ZM5 32L7 33L8 32V34H5ZM102 32H103V34H102V36H100L99 37V42H98V44L99 43H101V41H104L103 40V38H104V34H106L107 32H108V29H102ZM144 32V33H143ZM258 32H261V33H258ZM28 33V34H27ZM46 33V34H45ZM212 33V34H211ZM247 34V35H246ZM25 35V36H24ZM31 37H30V36ZM45 35V36H44ZM114 35V36H115ZM8 36V37H7ZM85 36V35H84ZM86 36H87V33H86ZM156 37V38H155ZM35 38V39H34ZM141 38V39H140ZM157 39V40H155V39ZM190 39H192V38H190ZM164 40H166V39H164ZM163 40V41H164ZM193 40V39H192ZM192 40H189L190 41V43L192 44ZM106 41V40H105ZM109 41H111V39H109L108 41H107V43L109 42ZM160 42V43H159ZM173 42L175 43V44H173ZM217 42V43H216ZM248 42H253V45L254 44H256V46L254 47V48H252V49H249V44H248ZM143 43V44H142ZM153 44V46L151 47L150 45H152ZM189 43V44H190ZM207 43H209V44H207ZM211 43H213L212 45H211ZM216 43V44H215ZM81 44V43H80ZM136 45V46H138V47H140L141 48V52H138V53H140V55H141V57L140 58H138V59H130V58H132V54H133V52H132V50L134 49V45ZM159 44V45H158ZM8 45V46H7ZM20 45V46H19ZM170 45H172V46H170ZM210 45V46H209ZM57 45H54V51H55V53L58 55V58L60 59V60H63L64 58V62H65V65H67L68 63V65L71 67V65L74 67H76V65L81 61V57H82V54H76V55H74L73 54V52H74V49L73 50H70V51H68L67 53H60V48H58V46L56 47ZM95 47V49L98 47V45H97V43L94 45ZM215 46V47H214ZM148 47H151V48H148ZM8 48H9V50H8ZM57 48V49H56ZM82 48V47H81ZM151 49V51L150 52H147L148 54H144L143 55V52L145 51V49ZM203 48H205V49H203ZM115 49V50H114ZM7 51V52H6ZM143 51V52H142ZM169 51H170V53H169ZM192 51V49L189 51V52H191ZM225 50H223V52H224ZM131 52V53H130ZM36 53V54H35ZM174 53H176V54H174ZM10 54V55H9ZM221 54V53H220ZM219 54V55H220ZM35 55V56H34ZM61 55V56H60ZM67 55V56H66ZM167 55H169V56H171V57H169V56H167ZM194 55H195V57L197 58H195L194 57ZM23 56V57H22ZM75 56V57H74ZM19 57H21V59L19 58ZM167 57H169V60H168V58ZM191 57H192V60H191ZM211 57L209 58L210 60H211ZM5 58V59H4ZM14 58H15V60H14ZM145 58V59H144ZM171 58V59H170ZM196 59V60H193V59ZM220 58H221V61H222V63L225 61V59H226V57L223 55V54H221V56H220ZM23 59V61H22V66H20L21 65V63H19L18 61H21ZM27 59H29V60H27ZM70 59H72V60H70ZM141 59V60H140ZM33 60V61H32ZM74 60V61H73ZM214 60V59H213ZM208 61L209 63H213L214 61ZM14 61V62H13ZM78 61V62H77ZM162 61L164 62V64L162 63ZM171 61H173V62H171ZM190 61H191V64H189L190 63ZM220 61V62H221ZM171 62V63H170ZM195 62V63H194ZM206 62V61H205ZM15 63V64H14ZM159 63H161V64H159ZM30 64V65H31ZM159 64V65H158ZM221 64V63H220ZM14 65L15 66H20V67H18V68H15L14 67ZM29 65V64H28ZM143 65V66H142ZM111 66V67H110ZM145 66V67H144ZM219 66H221V65H219ZM191 67H192V71H190V72H187L188 70H189V68L191 69ZM206 67V68H205ZM77 68V67H76ZM110 68V69H109ZM129 68V67H128ZM150 68V69H149ZM29 69V70H28ZM66 69V68H65ZM93 69V70H94ZM202 69V70H201ZM230 69V70H229ZM25 70H28V71H31V68H26ZM57 70V69H56ZM50 71V69L49 70H39V71H37V73H36V76H37V79L39 80V83H37L36 85L38 86H36L34 89H33V92L32 91H30L28 94L30 95V93H33L32 95L34 96V98H37V103H39V104H37V109L39 110L38 111V115H41V113H42V116H39V118L41 117V119L42 120H46V117L47 116H50V123H49V125L47 126V127H49V129L48 130H46L45 132L43 131V132H41V133H38V132H36L35 133V131L33 132L32 130L30 131V130H25V132H24V130H23V133H24V135L23 136H21V132L20 133H18L17 132V130H14V134H13V136L11 135V133L10 134H5L4 133V135H2V136H0V161L1 162H5L4 164V166L2 167V169H0V171H1V177L2 178H0V189L2 190L1 192V194H0V211H2V212H0V218H2V219H0V221H5L6 219H8L9 218V220H6L5 222H0V224H1V229H2V231H0V233L2 234V235H4V234H6L5 236H6V240H9V238H12L16 233V226L18 225V224H16V225H14L15 223H16V221H11L10 220V217H9V215H8V209H7V205H11V204H15V199L18 197V196H20L22 193H23V191H22V189L20 188V183L21 182H23L24 181V178H25V173H29L30 174V178H29V184L28 185H31V183L33 182V181H44L50 174H53L55 171V173L58 175V177H57V180L56 181H58V178H59V181L61 180V181H67L68 180V174H69V169H68V167H66V165H67V162H69L68 161V159L69 158H71L70 160H72L73 158H75L74 160H75V162H78V161H80L79 163H80V165L83 167H85V166H88L86 169L84 168H82L81 166L80 167H78V177L77 178H74V179H69V180H73V181H82V185L84 186L85 185V182H88V181H93V186L91 187V196H90V200H89V202H88V205H86L84 208H83V210L82 211H85V212H82V211H79V213H80V215L79 216H82V215H84V214H87L86 216L88 217V219H77V218H75L72 222H71V233H72V235L73 234H76V235H73L72 237L73 238H71L70 239V243L68 242L67 243V245L65 246V247H63L64 248V251H65V253H69L70 255H72L74 252H77L78 250H82V253H83V257L84 258H86V257H88V259H89V261H88V263H83V259H80V260H78V263H74V264H96L99 260H100V256L102 255H104V253L105 252H107V253H109V254H111V253H113L114 254V252H113V247H117L118 246V248L119 247H121V248H123V247H125V246H123V242H120V241H122V240H125V241H127V243H126V246H128V245H130V244H133V245H139V237H138V235H135V234H133L132 233V231H128V230H126L125 228H120V227H115L116 225H115V223L118 221V219H120V212H121V210L124 208V209H127V208H129V209H132V208H134V207H136L137 206V208H138V206L140 205V203L141 202H139V199H138V197L136 196V195H132L130 192H128L129 190H126V189H121V190H119V191H122V192H115V191H112L111 189H110V187L111 186H108L109 184L110 185H112V181H109V179H111V177H112V173H113V170L111 169H109V168H107V167H105L104 168V165H103V162L104 161H106V162H108L109 163V161L111 162H114V160L115 161H117V160H119L120 158H121V160H119V161H121L122 162V159H123V162H126V160L128 159L129 160V158L128 157H125V161H124V156H122L120 153L119 154H115V155H112L113 157L111 158L110 156L109 157H107L106 155H105V153L103 152V153H101L100 154V156H98V159L97 160H95V166H94V163H92V165H90V163H88V162H90L89 160L91 159V160H93L94 158H95V155L93 154V153H95V154H97V153H99L101 150H96V149H88V151L86 152L84 149H78L77 147H76V145H72V147H70V148H67V149H65L66 150V155L67 154H69L70 156H73V157H70L69 155H67V157H66V159H67V161H65L64 163H62V162H60V161H58L57 162V160H55L54 159V154H55V152H61V150L60 149H58L59 148V143L61 142V140H62V138H64V135H59V136H57L56 138L57 139H55L54 138V136L52 135V133H53V130H55V129H57V128H60V129H64V132L66 133V134H70V131H69V129L68 128H71L72 127V125H74L73 123H74V120L73 119H67V118H65L66 116L64 115H61L60 113H57V111H61V110H63L62 112H64V113H66L68 110H69V108L71 107V104L69 105V106H67L65 109H62V106H63V103H61L60 105L58 104V100H57V97H55L56 96V94L57 93H60V91L63 93V91L65 92V91H67L68 90V88H69V84H70V81H68V79L66 80L67 82H66V85H64L63 84V79H64V76L67 74H64L63 75V77H61L62 76V73L64 72L63 70L62 71ZM92 70V71H93ZM116 70H118V71H116ZM132 70H134V67H132ZM200 70V71H199ZM13 71H15L16 72V74H17V80L15 81V79H14V77H16V75L15 76H13L14 75V72ZM174 71H175V73H176V75H174L175 73H174ZM195 71V75L193 76V78H192V81L190 82V84H189V82H187L186 83V79H184L183 77H182V75H181V72H185V74L187 75V74H191V72H194ZM209 72L208 74L206 73V72ZM246 71V72H245ZM7 72V73H6ZM65 72H67V71H65ZM117 72V73H116ZM157 72H158V74H157ZM173 72V73H172ZM108 73V74H107ZM119 73V74H118ZM154 74V75H152V74ZM166 73V74H165ZM52 74V75H51ZM132 74H134V72L132 73ZM177 74H178V76L179 75H181V76H177ZM52 76L53 77V83L52 84H50V85H48V84H46V83H42L41 81H44L43 79L45 78V79H47L49 76ZM108 75V76H107ZM152 75V76H151ZM174 75V76H173ZM209 75V76H208ZM240 75H242V73L240 74ZM2 76V77H1ZM23 76H24V74H23ZM110 76V77H109ZM134 76H136V75H134ZM148 76H149V78H148ZM206 76V77H205ZM253 76V77H252ZM140 77V79H143V78H141ZM147 79H146V78ZM225 77V78H226ZM25 79L27 78V77H24ZM41 78V79H40ZM178 78V79H177ZM203 78V80H201ZM108 79H112L109 83H108ZM151 79V80H152ZM169 79V80H168ZM182 79V80H181ZM252 79V80H251ZM119 80V81H118ZM167 80V81H166ZM180 80V81H179ZM261 81H264V79L263 80H261ZM167 82V83H166ZM170 82V83H169ZM184 82V83H183ZM169 83V84H168ZM241 83V84H240ZM40 84V85H39ZM139 84H141V82L139 83ZM174 86H173V85ZM207 84V85H206ZM240 84V85H239ZM20 85V83L18 84V86ZM108 85V86H107ZM117 86V89L115 90V92H111V91H109L110 90V87L111 86ZM171 85V86H170ZM239 85V86H238ZM242 85V86H241ZM25 86V88H26V85H24ZM68 86V87H67ZM156 86V87H155ZM161 86V87H160ZM182 88H181V87ZM247 86V87H246ZM106 87H107V89H106ZM225 87V88H224ZM262 87V88H261ZM143 87H140V89H142ZM260 88L262 89V92H261V96H263L264 97V85H261L260 86ZM45 89V91L43 92L42 90H44ZM64 89V90H63ZM139 89V95H141V94H144V96H146L147 95V93L148 92H145V88L143 89V90H140ZM153 89V90H152ZM203 89V90H204ZM216 89V88H215ZM50 90V91H49ZM97 90V91H96ZM101 90V91H100ZM157 92H156V91ZM243 90V91H242ZM41 91V92H40ZM118 91V93H117V96L116 97H114L112 94L114 93H116ZM160 91V92H159ZM111 92V93H110ZM36 93V94H35ZM39 93V94H38ZM101 93V94H100ZM136 93H138V91L137 92H134L133 93V95H136ZM160 95H159V94ZM227 93H229V94H227ZM42 94V95H41ZM49 94V99H48V101H45L44 99H45V97L47 96ZM146 94V95H145ZM197 94V93H196ZM231 94V95H230ZM263 94V95H262ZM41 95V96H40ZM62 95V94H61ZM105 95V96H104ZM157 95V96H156ZM36 96V97H35ZM44 96V97H43ZM144 96H143V98H144ZM162 96V97H161ZM172 96L173 97H175L176 95L175 94H172ZM230 96V97H229ZM233 96V97H232ZM260 96V97H261ZM32 97V96H31ZM65 97V96H64ZM138 97V96H137ZM136 97V98H137ZM197 98L199 97V93L197 94V96H196ZM215 97H216V95H212V99L213 100H215ZM24 98H28V99H30V97H24ZM33 98V99H34ZM110 98H111V100H110ZM154 98H152L151 97V99H148V100H150V101H148V103L150 104H152V102H155V100L154 101H152L151 102V100L152 99H154ZM168 98H169V96H168ZM170 98H171V96H170ZM27 99V100H28ZM101 99V100H100ZM119 100H121L120 98H119ZM253 101H255V99H253ZM47 102V103H46ZM125 102V101H124ZM146 102H147V100L145 101V102H143L142 103V105L144 106V105H146V106H149V104L147 103L146 104ZM191 102H192V104H191ZM230 103V104H231ZM134 104V106H136V107H138L139 106V104H136V102H134L133 103ZM57 105H59V106H57ZM138 105V106H137ZM116 106V107H115ZM123 106L124 107H128L129 106V104H128V102L126 101V103H124L123 104ZM197 106V107H196ZM212 106V107H211ZM103 107V108H102ZM157 108H155V106H154V110H153V112L154 113H151V114H148L147 116H145L144 118H143V121L144 122H148V123H155L156 121H158L159 120V116H158V109L160 108V105L159 106H156ZM203 107V108H202ZM105 108H107V109H105ZM115 108V109H114ZM228 108H230V107H228ZM254 108V109H253ZM67 109V110H66ZM74 109V108H73ZM112 111H111V110ZM155 109L157 110V113L155 112ZM98 110V111H97ZM211 112V113H210ZM248 112V113H247ZM252 113V114H254L253 115V118L252 119H246L247 117L249 118V113ZM37 113V112H36ZM177 113H178V106H177V101L175 100V101H173V104H171V106H170V108H169V114H171L168 118H172V124H175L176 125V123H175V121H176V115H177ZM247 113V114H246ZM113 114L116 116H113ZM152 114H153V116H152ZM156 114V115H155ZM102 115V116H101ZM151 115V117H149ZM62 116V117H61ZM258 116V117H257ZM260 116V117H259ZM34 117V116H33ZM33 117L31 118V120H29V122L30 123H33V122H35V121H33ZM113 117V118H112ZM190 117L192 118L191 120H190ZM230 117H231V115H230ZM69 118H71L70 116H69ZM146 118H148V119H146ZM258 118V119H257ZM107 119V120H106ZM145 119H146V121H145ZM189 119V120H188ZM261 119V120H260ZM71 120V121H70ZM106 122V123H105ZM196 122V121H195ZM213 122H214V124H213ZM230 122H232V121H229V123ZM66 124V125H65ZM68 125V126H67ZM192 125V126H191ZM216 125V124H215ZM68 128H67V127ZM248 126V127H247ZM260 127V129H259V134L257 133V127ZM46 127V128H47ZM100 127V126H99ZM217 127H220V126H217ZM230 127V128H229ZM66 128V129H65ZM165 128V126L163 127V129ZM13 128H11L10 127V131L12 130ZM52 130V131H51ZM166 130H168L167 129V127H166ZM211 130V131H210ZM261 131V132H260ZM223 132V133H222ZM17 133V134H16ZM32 133H34V134H32ZM102 133V132H101ZM165 133V131L164 132H162V134H164ZM210 133V134H209ZM234 133V134H233ZM237 133V134H236ZM261 133V134H260ZM19 134H20V137H19ZM107 134V133H106ZM106 134H102V136H106ZM6 135V136H5ZM198 135V134H197ZM88 136L90 137V134H88ZM85 137L86 139H88L89 137ZM189 135H187V137H188ZM41 137L43 138L42 140H45V142H44V148H43V146L41 147L39 144H41V143H43V141L41 140ZM53 137V138H52ZM111 139H113V138H115L116 136L115 135H111V136H109ZM108 137V140L110 139ZM125 137V136H124ZM198 137L199 136H197V137H195L194 139L192 138L191 140H190V144H194L195 142H196V140H198L199 142H198V144L201 142L200 140H201V138L200 139H198ZM237 137V138H236ZM239 137V138H238ZM259 137V138H258ZM4 138V139H3ZM25 138V139H24ZM6 139V140H5ZM110 139V140H111ZM209 139V140H210ZM223 139V140H222ZM47 140V141H46ZM53 140V141H52ZM222 140V141H221ZM226 140V141H225ZM230 140V141H229ZM233 140V141H232ZM261 140V139H260ZM7 141V142H6ZM42 141V142H41ZM55 141V142H54ZM195 141V142H194ZM41 142V143H40ZM49 142L50 143H54V147L56 148L55 149V152H54V154H52V152L53 151H49V152H47L48 154H45V153H43L42 151H41V149H43V151L48 147V145L47 144H49ZM58 142V143H57ZM100 145H104V146H102V147H108L109 148V146L111 147V144H108V143H106V144H104L102 141H97ZM102 142V143H101ZM193 142V143H192ZM57 145H56V144ZM46 144V145H45ZM253 144V145H252ZM261 144V143H260ZM259 144V145H260ZM15 145V146H14ZM39 145V146H38ZM56 145V146H55ZM108 145V146H107ZM125 146H127V145H120V149L122 148V149H125L126 147ZM241 146V147H240ZM130 148H134L135 147V145H134V143L133 144H131V146H129ZM74 148H75V150H74ZM119 148V147H118ZM252 148V149H251ZM76 149L78 150V151H76ZM239 150H237V151H239ZM256 150V151H255ZM259 150V152H257ZM84 151V152H83ZM93 151V152H92ZM42 152V153H41ZM78 152V153H77ZM71 153V154H70ZM84 153H85V155H84ZM92 153V154H91ZM158 152H156V153H149L148 155H147V157L145 156V157H140L139 159H136V162H137V165L139 166V169L137 170V173L135 174V175H138V172H139V175H138V177L136 176V178H140V175L142 174L141 173V171H142V169H141V166H140V164H141V162H143V161H148L149 160V158H150V160L149 161H151L152 159V155H154L155 157H156V160L158 159V161H159V158H160V155H158L157 154ZM38 154H40V155H38ZM88 154V155H87ZM258 154V155H257ZM10 156V158L8 159V160H6V158L5 157H7V156ZM53 155V156H52ZM76 155V156H75ZM78 155V156H77ZM158 157H157V156ZM12 156V157H11ZM38 156V157H37ZM44 156V157H43ZM89 156V158H88V160H87V157ZM37 157V158H36ZM40 157V158H39ZM84 158V159H82V158ZM242 157V158H243ZM259 157L261 158V154L259 155ZM93 158V159H92ZM117 158V159H116ZM39 159V160H38ZM82 161H81V160ZM101 159V160H100ZM133 159V158H132ZM131 158H130V161H128V162H133V160H132ZM184 159H182V161H183ZM52 161V162H51ZM86 161V162H85ZM96 161H98V162H96ZM119 161H117V162H119ZM148 161V162H149ZM239 161V162H238ZM43 162V163H42ZM60 162V163H59ZM84 162V163H83ZM138 162H140L139 164H138ZM247 162V163H246ZM62 163V164H61ZM98 165H97V164ZM240 163V164H239ZM85 164V165H84ZM87 164H89V165H87ZM101 164L103 165V166H101ZM170 164H167L166 165V168L168 169V170H170V172H171V174H175V172L176 173H179L180 172V170L178 169V168H180L179 167V165L178 166H176V167H178V168H175V170H174V168H172V165H170ZM231 165V166H230ZM38 166V167H37ZM61 166V167H60ZM101 166V168H99V167ZM130 166H132V165H130ZM129 166V167H130ZM247 166V167H246ZM62 167H64V169H62ZM127 168V170H129L130 168ZM150 167V168H149ZM151 167H152V165H150V166H148V167H146V169H151ZM171 167V168H170ZM244 167H245V169H244ZM36 168V169H35ZM40 168V169H39ZM59 168V169H58ZM152 168H154V167H152ZM55 169V170H54ZM61 169V170H60ZM103 169V170H102ZM171 169H173V170H171ZM231 169V170H230ZM59 170V171H58ZM81 170V171H80ZM85 172H84V171ZM110 170V171H109ZM63 171V172H62ZM154 171V170H153ZM153 171H151V172H153ZM231 171V172H230ZM59 172V173H58ZM82 172V173H81ZM229 172V173H228ZM20 173V174H19ZM54 173V174H55ZM61 173V174H60ZM66 173V174H65ZM158 173V172H157ZM159 173H161V170H159ZM145 174H147V173H145ZM63 175V176H62ZM95 175H97V176H95ZM125 175H127V171L125 172ZM165 174H162L161 176L164 178V180H162V177L160 176V180L157 182V186H160V183H161V189H165L166 191L163 193V194H160V195H158V201H157V203L155 204V206L153 207V212L152 213H150L149 214V216H147L146 217V220H143L142 222H141V224L143 225V224H146L147 222H151V223H149V225L147 224V227L149 228V227H151L154 223V221H157V220H161V221H164L165 219V214H163V212H164V206L166 205V207L168 208V210L170 211L169 212V214H171V217H170V219H169V225L167 226L168 228H166V230H165V232H168V235L170 234L171 235V238H176V236L178 237L179 235L177 234L178 233V228H176L177 227V224H174L175 222L173 221V219L172 218H176V221H182L181 223H183L184 224V222L186 223H190V225H192L193 223H195V219L197 220V219H199V217H196L195 215V217H192L191 215H190V213L188 212V213H186L187 212V207H188V205H191V204H188L187 206H186V204H187V199L188 198H192V199H194L193 197H187V199H186V201L183 203V205H181V207L178 209V211H175V208L177 207V204H176V202H178L179 200H177V199H179L178 198V195L175 197V198H173L174 197V193H173V190H174V186H175V181H172V180H170V179H167L168 177L166 176H164ZM188 175H190V174H188ZM235 175V176H234ZM147 176H150V175H147ZM178 176V175H177ZM177 176H175V180H177L178 179V177ZM61 177H64V178H61ZM108 177V178H107ZM110 177V178H109ZM151 177H153V175H151ZM189 177V176H188ZM238 177V178H237ZM34 178V179H33ZM79 178V179H78ZM39 179V180H38ZM65 179V180H64ZM142 179H143V177L140 179V182L142 181ZM259 179V178H258ZM102 180V181H101ZM214 180H216V179H214ZM213 180V181H214ZM85 181V182H84ZM97 181V182H96ZM104 181V182H103ZM107 181V182H106ZM124 181V180H123ZM133 183L135 184L136 183V181L137 180H134L133 179ZM161 181V182H160ZM212 181V187H211V195H212V198H213V200L215 199V197L217 196V195H219V191H217L216 189H218V187H217V182H213ZM219 181H220V179H219ZM100 182V183H99ZM106 182V183H105ZM166 183L165 184V187H163V184L162 183ZM24 183V182H23ZM40 183H38L37 184V186L39 185ZM106 184V185H105ZM133 184V185H134ZM214 184V185H213ZM221 184H223V183H221ZM40 185H42V183L40 184ZM96 185H97V187H96ZM103 185V186H102ZM169 185V186H168ZM170 185H171V187H170ZM101 186H102V188H101ZM232 187V189H231V187ZM109 187V188H108ZM101 188V189H100ZM136 188V186H134V189ZM38 189L39 188H35L33 191H32V197L34 198V196L36 195L35 194V192H38ZM96 189V190H95ZM99 189V190H98ZM197 189V188H196ZM231 189V190H230ZM97 190H98V192H97ZM105 190V191H104ZM109 190V191H108ZM229 190V191H228ZM4 191V192H3ZM201 191H203V190H201ZM34 192V193H33ZM110 192V193H109ZM113 192V193H112ZM100 193V194H99ZM129 193V194H128ZM195 193V192H194ZM12 194V195H11ZM19 194V195H18ZM99 194V195H98ZM110 195V196H108V195ZM117 194V195H116ZM227 194V195H226ZM229 194V195H228ZM5 195V196H4ZM67 198L69 199V197L68 196H71V194L69 193V192H67ZM99 197H98V196ZM106 195L108 196V198H106ZM119 195H121V196H119ZM220 195H222V193H220ZM12 196H13V198H12ZM17 196V197H16ZM97 196V197H96ZM119 196V197H118ZM166 196V197H165ZM226 196V197H225ZM15 197V198H14ZM21 197V196H20ZM103 197H105V198H103ZM127 197V198H126ZM172 197V198H171ZM195 197V196H194ZM263 197V198H262ZM11 198V199H10ZM97 198H99V199H97ZM51 199V200H50ZM126 199V200H125ZM135 199V200H134ZM137 199V200H136ZM191 199V200H192ZM222 199V200H221ZM259 199V200H258ZM48 200V201H47ZM46 201L45 200H41L40 201V199H36L35 198V200H33V207L34 208H36V212L37 213H39V214H35V217H34V220H32V222H33V224L34 225H36L35 227L37 228V227H39V226H43L42 224H41V222H44L47 218V216H48V214H49V209H47L51 204V202H53L52 200H53V197L51 198H48ZM100 201V203H102V209H100L99 211H102L103 212V214L106 216V221H105V226H106V229H104V231L103 230H92V227H94L96 224H97V222H99L100 220H101V218H100V212L98 213V214H96L95 213V209L97 208V201ZM103 200V201H102ZM114 200H116V202L114 201ZM118 200V201H117ZM216 200V201H217ZM108 203H107V202ZM112 201V202H111ZM10 202V203H9ZM47 202V203H46ZM69 202H71V201H69ZM91 202V203H90ZM118 202V203H117ZM210 202V203H209ZM99 203V204H100ZM37 204V205H36ZM48 204V205H47ZM136 204V205H135ZM215 204V203H214ZM214 204H212V206H210L211 208L210 209H212L213 207H214ZM3 205H4V207H3ZM58 205V204H57ZM93 205V206H92ZM101 205V204H100ZM104 205H107V206H104ZM116 205V206H115ZM135 205V206H134ZM207 206L206 207H209V205H211V201L209 200V201H207V204H206ZM228 205V206H227ZM229 205H230V207H229ZM36 206V207H35ZM39 206H41L40 207V210H39ZM42 206H43V208H45V209H43L42 208ZM47 206V207H46ZM73 206V204L71 205V207ZM158 206V207H157ZM186 206V207H185ZM2 207V208H1ZM94 207H95V209H94ZM120 207H121V209H120ZM132 207V208H131ZM235 207V208H234ZM256 208H257V210H256ZM260 208V209H259ZM7 210V211H6ZM48 210V211H47ZM172 210H173V212H172ZM216 210V209H215ZM236 210V211H235ZM252 210V211H251ZM39 211V212H38ZM42 212V214H41V212ZM137 211V210H136ZM175 211V212H174ZM195 212H194V214H198L199 212H200V209L199 210H194ZM199 211V212H198ZM238 211H240L239 212V214L240 213H242V214H240L239 215V217H238V221H240V222H236V223H233L234 225H233V227H235V228H233V232L232 231H230L229 233H227V231H226V229H225V227L227 228V226H228V224H230L236 217H237V215L238 214H236ZM6 214H5V213ZM101 212V213H102ZM106 212V213H105ZM184 212V213H183ZM253 212H256V217L255 218H253L254 216L252 215L253 214ZM3 213V214H2ZM47 213V214H46ZM84 213V214H83ZM94 213H95V215H94ZM234 213V214H233ZM41 214V215H40ZM155 214V215H154ZM250 214H251V216H250ZM7 217H6V216ZM4 216V217H3ZM119 216V217H118ZM241 216V217H240ZM136 216L134 215H132L131 216V218H132V220H135L136 218H135ZM216 217H218V216H216ZM216 217H214V218H216ZM260 217L262 218L261 220H260ZM4 218V219H3ZM37 220H36V219ZM42 219V221H41V219ZM44 218V219H43ZM65 218V217H64ZM64 218H62L61 219V222H64V221H62V220H65ZM96 218V219H95ZM134 218V219H133ZM186 218H188V219H186ZM110 219V220H109ZM78 220L80 221V222H78ZM85 220V221H84ZM122 220H125V222H130L129 221V219H128V217H126V218H122ZM190 220V221H189ZM89 221V222H88ZM116 221V222H115ZM191 221H193V222H191ZM209 221H208V224L209 225H211L210 223H209ZM258 221H260V222H258ZM40 222V223H39ZM78 222V223H77ZM137 222V221H136ZM138 222H139V220H138ZM196 222H198V221H196ZM217 222V223H216ZM235 222V221H234ZM2 223L4 224V225H2ZM12 223V224H11ZM90 223V224H89ZM120 223V225L122 224V222H119ZM161 223H164V222H161ZM46 224V226H45V228L47 229V230H49L50 229V227H48V223H45ZM81 224V225H80ZM139 224V223H138ZM140 224V226L139 225H136L137 226V228L139 229V228H141L142 227V225ZM195 224H197V223H195ZM12 225V226H11ZM75 225V226H74ZM78 225H79V227H78ZM92 225V226H91ZM119 225V226H120ZM123 225V224H122ZM190 225H188V229H189V226ZM91 226V227H90ZM156 226H157V224L154 226L155 228H156ZM78 229H77V228ZM87 227V228H86ZM89 227V228H88ZM5 230H7V231H5ZM13 228V229H12ZM45 228L43 229V231L42 232H44V231H46L45 230ZM98 229H100V228H98ZM110 229V230H109ZM154 229V228H153ZM169 229V230H168ZM225 229V230H224ZM247 229V230H246ZM4 230V231H3ZM74 230H76V231H74ZM92 230V231H91ZM177 230V231H176ZM244 230V231H243ZM103 232V234H101L102 232ZM229 231V230H228ZM247 231V232H246ZM6 232V233H5ZM77 232V233H76ZM97 232V233H96ZM99 232V233H98ZM115 232H118L117 233V235L116 234H114ZM121 232H124V233H122L121 234V236H120V234L119 233H121ZM219 232V233H218ZM128 233H130V234H128ZM214 233V234H213ZM1 234H0V236H1ZM11 234V235H10ZM230 234V235H229ZM252 234V235H251ZM8 235V236H7ZM10 235V236H9ZM113 235H116V236H113ZM119 235V236H118ZM169 235V236H170ZM197 235H199V234H195V239L196 240H199L200 239V236L198 237ZM9 237V238H8ZM99 237V238H98ZM122 237V238H121ZM186 237H188V236H186ZM260 237V238H259ZM228 238H231V239H228ZM257 238H259V242L257 243ZM207 239H208V237H206V241H207ZM228 239V240H227ZM33 240V239H32ZM111 242H110V241ZM129 240V241H128ZM181 240H184V238H181L179 241H178V243H179V245H184V246H186V248L187 249H185L182 253H186V254H184L185 256H187L188 255V257H185L184 258V260L182 261L183 263H185L187 260H189V255H190V253L191 252H189V248H190V241H187L188 242V244H184L183 242H180ZM213 240H214V242H213ZM135 241V242H134ZM228 241H230V244L227 246L226 244H227V242ZM6 242V241H5ZM5 242H3L2 243V247L3 248H5L6 247V244H4ZM111 243V244H109V246H111V247H107V248H102L105 244H107V243ZM243 243V244H241V245H239L238 246V244L239 243ZM252 242V243H251ZM254 242V243H253ZM201 243L203 244V245H201ZM210 243V244H209ZM219 243H221V245L220 246H218L219 245ZM251 243V244H250ZM261 243V244H260ZM22 244L23 245H21V247L20 248H24V250H26L27 251V255L26 256H24V252H22L23 250L22 249H20L19 248V250H21L20 251V253L18 254V257L16 256V258H15V253L13 254V253H10V254H8V255H6V256H4L5 257V259H4V261L2 260V261H0V264H3V262H6V264H34L35 262H36V256L39 254V252L41 251V250H39V249H37L36 251H33L32 252V250H33V248H35V243H33V248L31 247V246H29V245H26V244H24V241L22 242ZM86 244V245H85ZM101 244V245H100ZM206 244V245H205ZM251 245V247L249 248V246L248 245ZM253 244V245H252ZM69 245V246H68ZM122 245V246H121ZM172 245V244H171ZM237 245V246H236ZM256 247H255V246ZM254 246V247H253ZM172 247V250L170 251V252H172V255H171V257L172 258H175L176 256H177V254H175L176 252L174 251V249L173 248H175V247H173V245L171 246ZM248 247V248H247ZM61 249V247H55L54 248V250H52V256L54 255V258L56 259V257L58 256V254H59V250ZM66 249V250H65ZM78 249V250H77ZM101 249V250H100ZM108 249L109 250V252H108V250L106 251V250ZM90 250V251H89ZM29 251V252H28ZM89 251V252H88ZM105 251V252H104ZM204 251V250H203ZM241 251H243V252H241ZM1 252V251H0ZM226 252V253H225ZM31 253V254H30ZM239 253V254H238ZM81 254V253H80ZM212 254V253H211ZM30 255V256H29ZM230 255H232V256H230ZM113 256V259L114 258H116V260H115V263L116 264H122L120 261H122V260H119L120 259V257H119V254H116L115 255V257H114V255H112ZM230 256V257H229ZM246 256V255H245ZM255 256V257H254ZM257 256V257H256ZM28 258V259H27ZM54 258H53V260H54ZM59 258H61V257H59ZM245 258V257H244ZM111 259H112V257H111ZM251 260V261H250ZM23 261V262H22ZM175 261L177 262V261H179L178 260V258H176L175 259ZM53 262V261H52ZM52 262H49V264H55V262L54 263H52ZM239 262H241V260L239 261ZM46 264V263H45ZM48 264V263H47ZM171 264H174V262H172ZM186 264V263H185Z\"/></svg>", "mask_w": 264, "mask_h": 264}]
</instances>
